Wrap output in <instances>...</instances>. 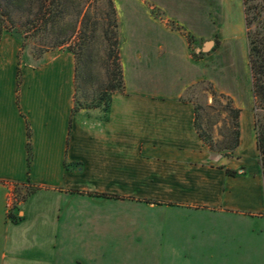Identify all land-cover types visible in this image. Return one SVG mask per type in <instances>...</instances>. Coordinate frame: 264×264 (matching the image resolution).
I'll list each match as a JSON object with an SVG mask.
<instances>
[{"label": "crops", "instance_id": "1", "mask_svg": "<svg viewBox=\"0 0 264 264\" xmlns=\"http://www.w3.org/2000/svg\"><path fill=\"white\" fill-rule=\"evenodd\" d=\"M113 3L124 87L111 94L107 112H73L71 53L33 65L19 59V41L1 37L0 264H80L69 254L79 233L57 225L69 224V208L80 211L87 201L100 211L158 209L164 222L177 215L205 221L212 225L205 238L223 246L219 264H264V188L242 0ZM192 49L206 54L205 79L239 109L230 154L210 151L195 129L184 95L203 76ZM12 191L27 194L15 220L8 216Z\"/></svg>", "mask_w": 264, "mask_h": 264}, {"label": "rangeland", "instance_id": "2", "mask_svg": "<svg viewBox=\"0 0 264 264\" xmlns=\"http://www.w3.org/2000/svg\"><path fill=\"white\" fill-rule=\"evenodd\" d=\"M32 1L26 0L19 4L17 0H10L11 6L6 7L4 0H0V40L3 36H10L19 43L22 42L19 59L33 65L40 64L45 57L58 52H68L69 47L78 58L77 105L103 109L101 95L106 93L104 86L114 61L108 55L107 36L103 35L106 28L111 29L107 25L109 18L105 1L68 0V6L64 8V23L48 36L37 32L29 22L32 18L29 11L34 7ZM78 11L81 14L77 20L75 15ZM155 12L160 16L158 11ZM7 14L11 16V21L7 20ZM81 17L85 27L84 37L83 33L80 39L75 34L66 45L55 48L50 46L56 35L68 36L74 22L81 20ZM203 42L204 40H199L196 47L200 49ZM191 57L198 60L197 65L203 76L199 81L203 83L196 88H188L184 96L204 107L200 112L202 127L207 129L212 124L211 135L214 141H220L222 123L214 122L223 117V114L218 116L217 113L224 101L220 104L212 102L211 95L205 91L210 83L204 77L206 54H196L192 49ZM226 124H229L228 120ZM213 152L222 153L215 150ZM26 195H16L14 191L8 195L7 200L12 205L14 219L18 218L20 202ZM76 208H69L66 213L70 219L69 224H59L57 230L79 233V239L76 236L70 240L69 254L78 256L80 264H219L223 246L220 242L214 243L205 238L212 227L205 221L190 220L177 215L164 222L158 209H151L147 213H140L139 209L131 213L132 209L125 207L100 211L88 201L84 207L80 206V211L77 209L76 212Z\"/></svg>", "mask_w": 264, "mask_h": 264}, {"label": "trees", "instance_id": "3", "mask_svg": "<svg viewBox=\"0 0 264 264\" xmlns=\"http://www.w3.org/2000/svg\"><path fill=\"white\" fill-rule=\"evenodd\" d=\"M20 3H25L26 0H17ZM107 6V15H108V23L107 25L111 26V29L107 28L103 31V35L106 37L107 45H108V55L113 57V69L109 71V76L107 77L106 84L104 86L105 94L101 95L104 103H103V111L107 112L110 104L111 94L114 92H122L123 91V79L121 72V65L118 55V38H117V19L115 7L113 5L112 0H104ZM5 6H11L10 0H4ZM34 7L29 11L32 16L29 21L33 28L39 33H42L48 36L52 33L56 28L60 27L64 23L65 15L64 8L67 5L68 0H33ZM31 2V3H32ZM243 3V12H244V21L246 28V36L248 41V61L251 71L252 77V91L254 96V106H253V115H254V132H255V140L256 147L258 151L260 170L263 180V188H264V0H242ZM80 12L78 11L75 17L77 20L80 17ZM7 20L11 21V16L7 14ZM75 21L71 33L68 36L61 37L60 34L56 35L53 39L54 43H52L51 47H61L66 45L69 39L75 34L78 35V38L82 36L84 37V21L83 17L81 20ZM1 33V28H0ZM22 45V42H20ZM75 60V71H74V105L73 112H77L80 109L84 108L83 106L77 105L76 100V92L78 89V58L77 54L74 51H71L69 47L67 48ZM203 83L199 81L194 85L189 87L190 89L196 88L198 85ZM20 84V70H17L16 74V86L17 89ZM205 91H207L211 97L212 102H217L220 104L221 101L224 103L221 106V110L218 111V116L223 114L221 119H216L214 124L219 121L222 123V130L220 131V135L222 139L220 141H214L211 135V126L208 125L207 129H204L201 124V114L200 112L204 107L196 105L193 103L195 119L194 126L195 129L201 138L202 142L208 147L210 151H218L222 152L224 155L230 154L236 148L238 144L239 138V129H238V116L239 109L233 105V101L229 96H226L221 93H217L211 84L209 83L205 87ZM87 107V106H86ZM226 120L229 121V124H226ZM27 165H29L31 153H30V145H29V129L27 128ZM229 173L230 171H226ZM92 194V193H91ZM114 196V195H113ZM12 220H15L12 216V212L8 215Z\"/></svg>", "mask_w": 264, "mask_h": 264}, {"label": "water", "instance_id": "4", "mask_svg": "<svg viewBox=\"0 0 264 264\" xmlns=\"http://www.w3.org/2000/svg\"><path fill=\"white\" fill-rule=\"evenodd\" d=\"M208 48V45L206 44L205 47L202 49L203 51H206Z\"/></svg>", "mask_w": 264, "mask_h": 264}, {"label": "built area", "instance_id": "5", "mask_svg": "<svg viewBox=\"0 0 264 264\" xmlns=\"http://www.w3.org/2000/svg\"><path fill=\"white\" fill-rule=\"evenodd\" d=\"M8 206H9V208H12V205H11V203H9V202H8Z\"/></svg>", "mask_w": 264, "mask_h": 264}]
</instances>
